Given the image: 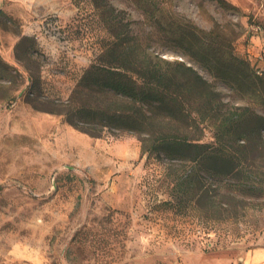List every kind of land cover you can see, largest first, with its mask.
<instances>
[{"label":"rangeland","instance_id":"obj_1","mask_svg":"<svg viewBox=\"0 0 264 264\" xmlns=\"http://www.w3.org/2000/svg\"><path fill=\"white\" fill-rule=\"evenodd\" d=\"M225 1L0 0V264H254L249 255L264 249V196L196 238L190 224L150 210L164 197L151 186L160 166L145 163L137 133L104 128L92 137L50 111L62 108L118 24L152 54L211 81L166 47L151 16L238 32L235 53L264 75V0ZM215 86L229 107L245 104Z\"/></svg>","mask_w":264,"mask_h":264},{"label":"trees","instance_id":"obj_2","mask_svg":"<svg viewBox=\"0 0 264 264\" xmlns=\"http://www.w3.org/2000/svg\"><path fill=\"white\" fill-rule=\"evenodd\" d=\"M151 17L166 47L211 81L185 61L152 54L118 24L62 108L50 111L92 137L104 128L137 133L145 163L160 166L151 186L164 197L153 198L150 210L190 224L199 238L264 196V115L254 108L264 110V75L235 53L238 32L205 30L175 14L167 22ZM216 83L245 104L229 107Z\"/></svg>","mask_w":264,"mask_h":264},{"label":"crops","instance_id":"obj_3","mask_svg":"<svg viewBox=\"0 0 264 264\" xmlns=\"http://www.w3.org/2000/svg\"><path fill=\"white\" fill-rule=\"evenodd\" d=\"M18 8H20V6H15V7L14 6H7V7L3 8L4 9L3 11L6 14H9V13L14 14V12H15V14H17L18 17H20V16L24 17L23 12L21 10H19ZM30 31H32V30H30ZM22 34L31 35L32 32L24 31ZM249 256H250L249 260L251 262H253L254 264H264V249H258L256 251H253V253L250 254Z\"/></svg>","mask_w":264,"mask_h":264},{"label":"built area","instance_id":"obj_4","mask_svg":"<svg viewBox=\"0 0 264 264\" xmlns=\"http://www.w3.org/2000/svg\"><path fill=\"white\" fill-rule=\"evenodd\" d=\"M50 29H53V32H58V24L57 21H52V23L50 24Z\"/></svg>","mask_w":264,"mask_h":264}]
</instances>
